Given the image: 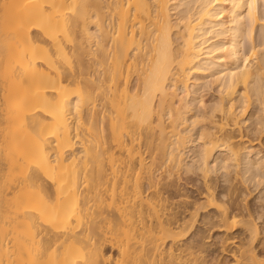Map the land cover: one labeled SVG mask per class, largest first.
I'll list each match as a JSON object with an SVG mask.
<instances>
[{
  "label": "bare ground",
  "instance_id": "bare-ground-1",
  "mask_svg": "<svg viewBox=\"0 0 264 264\" xmlns=\"http://www.w3.org/2000/svg\"><path fill=\"white\" fill-rule=\"evenodd\" d=\"M259 1L0 0V264H264L263 149L231 134L257 101L264 132V54L236 33Z\"/></svg>",
  "mask_w": 264,
  "mask_h": 264
},
{
  "label": "rangeland",
  "instance_id": "rangeland-1",
  "mask_svg": "<svg viewBox=\"0 0 264 264\" xmlns=\"http://www.w3.org/2000/svg\"><path fill=\"white\" fill-rule=\"evenodd\" d=\"M229 8H227L225 11L227 12L225 14L224 12V18L223 20H227L228 18L230 19V11L228 13V10ZM262 9H263V2L262 0L259 1V14L261 15L262 14ZM230 10V9H229ZM246 12H244V14L246 15L245 18L241 21V23L237 26V29L238 31L236 32L237 35H241L240 37V43L242 42V49L243 51L242 52H245L246 54L250 53L249 50L251 49H255L257 51L258 56L259 57H262V55L264 54V30H263V27L260 23L256 24V25H251V22L249 20V17L247 16V13H248V9L245 10ZM243 14V16H244ZM176 17V16H175ZM229 19L227 21H229ZM239 33V34H238ZM233 34H231L232 36ZM230 32L227 34V36L225 37L226 39L224 40H228L230 37ZM228 37V39H227ZM243 53V54H245ZM64 62V61H63ZM65 65H67L66 63H64ZM207 73V74H206ZM206 73H203L200 74V72H197L196 74H194V76L192 77V83L190 81V88L191 90L193 88V93L196 95V97H202V99L204 100V103H205V109L203 110L204 107L202 108H199L200 106H198L196 108V113H199V114H202L205 112V114H207V116H210L211 114V108L213 107V103H215V101L218 100V85L216 83L213 82V76H211L212 74L209 72H206ZM206 74V75H204ZM209 75V76H208ZM264 76V75H263ZM264 78V77H263ZM193 86V87H192ZM197 90V91H196ZM183 91V90H181ZM180 91V92H181ZM190 91V89H189ZM195 91V92H194ZM190 92V93H192ZM197 92V93H196ZM183 93V92H182ZM192 93V94H193ZM201 95V96H200ZM7 105L6 104H3L2 105V108H6ZM198 109V110H197ZM249 115H247L245 117V120L242 119L240 120V124L238 123V125H240L237 129L234 128V131L232 130L231 134H233L236 138V143L237 145H241L243 146L245 144L248 145L246 146L248 149H263L261 150V155H264V132H261V130H255L257 127L261 128L260 125H257L258 122L260 121V118L262 117V112H261V105H260V102L257 101V102H253V104L251 105V107L249 108ZM201 112V113H200ZM210 114V115H209ZM252 115V117H251ZM216 118L218 119L219 116L216 114ZM247 120V121H246ZM243 121V123L241 122ZM244 121L246 123H244ZM207 122H205L206 124ZM208 124V123H207ZM230 132V131H229ZM243 136L244 137V140L240 141L239 138ZM249 142H248V141ZM252 140L254 141V145L253 146H250V141L252 142ZM255 146V147H254ZM244 147V146H243ZM251 147V148H250ZM247 149V150H248ZM255 149V150H256ZM8 151L5 152V154H7ZM237 171V170H236ZM235 170L232 172V175L231 176V179L233 180V184L238 186L239 187V190L242 191V193L245 195L246 194V197H248L247 195H249V199H251V203H252V207L254 208V210H261V207H260V204H261V197L264 195V190H263V187L260 186L258 189H256L255 187H253V185H251L250 189L252 188V190H248V188H246L247 186H244L242 181H241V175L240 173H237ZM161 172V171H160ZM162 173V172H161ZM160 173V174H161ZM159 174V175H160ZM238 174V175H236ZM240 175V177H239ZM190 176H192L191 178H189ZM237 177V178H236ZM183 181L180 183L181 185V195L183 194L185 197L188 198V200H192V201H196V200H199L201 201V199H199V190H201L202 192H206V190L204 189V186H203V182H202V179H201V176L196 174V175H193V174H189V175H183ZM234 178V179H233ZM235 180V181H234ZM213 182L215 183H218L220 185H224V181H223V178H220V180L217 178V176L214 174L213 175ZM48 181L44 180L42 183L43 184H46ZM186 182V184H185ZM189 184V185H187ZM262 187V189H261ZM38 188V187H36ZM199 189V190H198ZM249 191L247 192L246 191ZM261 190V191H260ZM252 191V192H251ZM249 193V194H248ZM180 195V196H181ZM182 195V196H183ZM180 196L176 197L173 201V203L175 204V206H179V205H182V198L180 199ZM202 202V201H201ZM212 213H215L214 210L211 211ZM247 209L245 210V213H247ZM264 216L262 217V219L258 220L259 222V226H262L264 223ZM202 226V225H201ZM199 229L201 230V228L199 227ZM242 228H239V231H241ZM215 234L214 230L211 234V236L215 239L216 238V235H213ZM237 235H240V236H244L242 234H237ZM212 238H208L206 240H203V241H206V245H209L210 242H212ZM204 247H205V244H204ZM236 248H234L235 250ZM209 253V252H208ZM210 256H209V259L210 261H215V259L217 258L219 252L218 251H211L210 253ZM201 256V255H200ZM203 259V258H202ZM231 260V261H230ZM227 264H234L233 261H232V258H228V263Z\"/></svg>",
  "mask_w": 264,
  "mask_h": 264
}]
</instances>
